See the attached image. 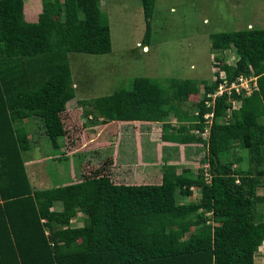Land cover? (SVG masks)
Masks as SVG:
<instances>
[{
	"label": "trees",
	"instance_id": "obj_1",
	"mask_svg": "<svg viewBox=\"0 0 264 264\" xmlns=\"http://www.w3.org/2000/svg\"><path fill=\"white\" fill-rule=\"evenodd\" d=\"M155 2L141 0L145 45ZM24 4L0 0V264H255L264 241V220L255 218L253 206L264 179V28L209 34L212 51L238 55L234 64L212 58L218 67L212 83L136 76L129 87L78 100L91 125L161 123L163 141L203 145L209 181L201 169L192 174L190 167L178 172L176 165L162 164L160 183H116L98 175L32 189L22 158L30 140L16 122L38 118L58 147L64 135L60 114L75 96L68 53L106 54L112 42L100 0H41V18L34 22ZM244 75L256 77L250 94L232 89L213 95L221 82ZM201 86L198 110L189 114L182 103ZM170 114L175 123L166 121ZM232 145L247 150V169L225 160ZM194 187L198 201L175 202L176 191L189 196ZM56 202L62 208L51 210ZM78 211L86 217L73 227Z\"/></svg>",
	"mask_w": 264,
	"mask_h": 264
},
{
	"label": "rangeland",
	"instance_id": "obj_2",
	"mask_svg": "<svg viewBox=\"0 0 264 264\" xmlns=\"http://www.w3.org/2000/svg\"><path fill=\"white\" fill-rule=\"evenodd\" d=\"M24 2L25 16L29 21L34 22L41 18V0H24ZM100 9L108 17L111 52L100 55L68 53L72 78L75 82L73 85L75 96L66 105L68 110L74 113L72 119L79 121L77 125L73 120L70 124H74V128L77 126L83 134L93 132L94 129L90 128L91 124L83 115L78 100L108 95L116 89L129 87L131 80L136 76L156 78L160 83H165L169 78H198L212 83L215 79V71L218 70L217 66H213L212 58L216 59L215 56H219L220 62L234 64L238 55L233 50L222 53L212 51L209 34L243 28H264V0H156L151 21L150 42L145 45L143 36L146 27L141 0H100ZM203 90L201 86L197 94L190 95L182 103V109L189 114H195L198 110L196 104L203 97ZM221 91L222 89L219 88L215 95ZM233 106L237 108L238 102L235 101ZM229 112L227 110L228 116ZM69 113L62 114L66 129L71 128L67 126L69 124L67 122L70 121ZM207 117L210 118V114ZM166 121L175 123L176 120L170 114ZM260 121L264 122V117L260 118ZM20 124L27 127L29 137H32L30 150L24 151L22 156L27 160L28 171L30 168L32 170L33 183L39 189L65 184L63 179L72 169V162H68L66 158L61 161L49 158L54 148L42 132L41 120L31 117L23 119L21 123L20 120L17 121L16 125ZM114 124L117 137L121 136V140L111 139L112 145L119 150L118 157L107 161L105 151L94 150L84 158V169L89 165L88 168L96 172L94 163L98 161L101 173L113 170L112 173L117 177L131 179L132 176L134 181L141 182L142 180L137 176L140 166L142 163L156 162L157 141H136L132 136V132L140 136L138 129L146 125L148 128V122L134 124L116 121ZM155 126H157L156 130L152 128L151 131L154 129L160 136L161 123ZM105 138L104 136L101 139L103 143L106 141ZM103 146L106 147L108 144L105 143ZM186 146L185 149L182 147V159L177 164H173L176 165L177 171L179 172L183 167H190L192 174H196L198 169L204 170L205 165L208 164L201 159L206 156V148L201 144ZM190 147L193 155L186 162L183 155L187 154L186 150ZM226 156L225 160L234 162L232 168L247 169L250 165L247 150L239 146L232 145ZM166 158L169 161L164 159L159 161L160 168L162 164H167L173 159V157ZM89 161L92 163L90 164ZM115 165L117 166L114 167ZM92 172L85 170L84 174ZM193 192L194 196L187 198L189 202L199 200L200 189L194 187ZM253 202L255 218L264 220L263 177L256 186ZM207 216H211L210 213H207ZM208 223L213 224L210 217ZM261 255L264 256V247Z\"/></svg>",
	"mask_w": 264,
	"mask_h": 264
},
{
	"label": "crops",
	"instance_id": "obj_3",
	"mask_svg": "<svg viewBox=\"0 0 264 264\" xmlns=\"http://www.w3.org/2000/svg\"><path fill=\"white\" fill-rule=\"evenodd\" d=\"M73 83L75 84L74 81H73ZM68 109L69 108H67V105H66V109L60 114V117H61V120L63 123V128H64V135L60 138L61 140H59V146L58 147L52 146L54 148V151H53L52 156L49 157L51 159L59 160V161L66 158L68 160V162H72V169L68 172L69 173L68 176H66L63 179L65 184L77 182L79 180H82V179H85V178H88L91 176H98V175H107L111 178V180L113 182H116V183H120V182L126 183V184L160 183L161 174H160V165L158 164V163H160L159 161H163V159L165 161H169V159L166 157H173V159L170 162H168L167 164H175V163L177 164L179 162V160L182 159V147H184V149H185V147H187L185 144H176V143H170L168 141H163L161 136H159V134H157L155 131L157 128V126H155V125H157V123L149 122L148 128H147V125L145 127H141L142 129L141 128H139V129L134 128L136 130L138 129L140 136H137L136 132H132L133 135L131 134L136 141H138V140H156L157 141V147L155 150L156 162L155 163L152 162L151 164L142 163L141 166L139 165L140 166V172H139V175H137V176H138L139 180H142L141 182L134 181V178L129 173H126V174L131 176V179L129 177H120V176L117 177V175H114L112 173L113 170L106 171L105 173H101V170L98 168L99 167V164L97 163L98 161L96 163H94V166H96V168H97L96 172L92 169H89L88 168L89 165L84 169V164H85L84 158L87 157L89 154H91L92 151H94V150L95 151L99 150L100 152L105 151L106 155H107L106 156L107 161L114 160L116 157H118L119 150H117V148L114 145H112L113 141L111 140V139H116V140L119 139L117 137L118 133H113V127H111L112 125H115L114 123L116 121H113V122L107 123V124H103V125H100V124L91 125L90 128L94 129L93 132H90L88 134L87 133L83 134L81 132V130L79 128H77V126L74 128L73 127L74 124H70V122L73 120L72 116L74 115V113L70 112L71 110H68ZM63 113H69L68 117H69L70 121L67 122V123H69V124H67V126H69V127L71 126V128H69V129H66L65 121L62 118ZM22 121H23V119H20V123ZM18 122H19V120H18ZM73 122H75V124L77 125V123L79 121L73 120ZM123 122L127 123L129 121H123ZM132 123L135 124V122H132ZM137 123H139V122H137ZM143 123L145 124V122H143ZM79 124L82 125L81 123H79ZM16 126H18V125H16ZM19 126L25 128V130L28 133V137H29L30 133L27 130V127H25V125H21V124ZM152 128H154L155 130L153 129L151 131ZM42 132H44V128H43ZM44 135L48 138V136L46 135L45 132H44ZM104 136L106 137L105 143L108 144V146H106L108 148L103 146L105 143H103V141L101 139ZM31 138L32 137L30 136L29 140H31ZM48 140H49V138H48ZM158 140H161V141H158ZM31 146H32V143L30 142V148H31ZM191 150H192L191 147L188 148V150H186L187 154L185 156L183 155L186 162L188 161V158H191V156L193 155L191 153ZM56 153H60L61 155L56 154ZM22 158H23V156H22ZM38 159H40V158H38ZM23 161H24V166H25L27 175L29 177V181H30L32 189H39V188H37V185L33 183L31 168L29 169V171L27 169V167H28L27 160H24V158H23ZM89 162H90V164L92 163V161H89ZM117 165H115L114 167H116ZM85 170H88L89 172L90 171H93V172L90 174H84ZM65 184H62V185H65ZM56 186H59V185H56ZM53 187H55V186H53ZM191 190L193 191L194 188H191ZM191 196H194V192L189 196H182V195H180L179 192H177V193H175V202L176 203H189L188 199L191 198ZM61 208H62L61 203L56 202L51 207V210H53V209L54 210H60ZM85 217H86V215L83 212L78 211L76 213V215L71 218L70 225L73 227L81 226L84 223ZM193 229L194 228H191L190 230L193 231ZM46 233H48V232L46 231ZM186 237H187V235L184 236V238H186ZM263 247H264V241L262 242V244L259 246L256 253L254 254V263L255 264H264V256L262 257V255H261V253L263 251Z\"/></svg>",
	"mask_w": 264,
	"mask_h": 264
},
{
	"label": "built area",
	"instance_id": "obj_4",
	"mask_svg": "<svg viewBox=\"0 0 264 264\" xmlns=\"http://www.w3.org/2000/svg\"><path fill=\"white\" fill-rule=\"evenodd\" d=\"M221 76L223 77V73L221 74ZM219 88H221L222 91L220 93H218V94H221V93H223L225 91L230 93V91L232 89H235L236 92H239L240 89H244L246 94H250L253 90L257 89L256 77L253 76V75L239 76V77H237L236 80H234L231 83H227L226 81H224L223 83L221 82L219 84L217 90ZM217 90L215 91V93L217 92ZM215 93L213 94L214 96H215ZM206 103H207V105L210 104V102H208V101H206ZM209 114H210V116H212V113H209ZM209 114H206L205 117H207V115H209ZM203 175H204L205 179L207 181H209V179H210V171H209V166L208 165H205V168L203 170ZM237 182H238V180H237Z\"/></svg>",
	"mask_w": 264,
	"mask_h": 264
}]
</instances>
